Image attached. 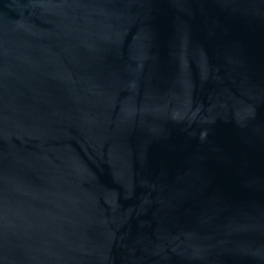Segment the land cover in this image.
I'll use <instances>...</instances> for the list:
<instances>
[{
    "label": "water",
    "instance_id": "95a60500",
    "mask_svg": "<svg viewBox=\"0 0 264 264\" xmlns=\"http://www.w3.org/2000/svg\"><path fill=\"white\" fill-rule=\"evenodd\" d=\"M0 264H264V0H0Z\"/></svg>",
    "mask_w": 264,
    "mask_h": 264
}]
</instances>
